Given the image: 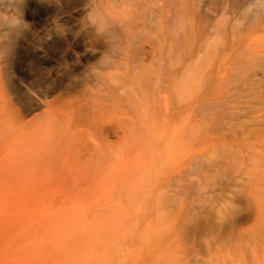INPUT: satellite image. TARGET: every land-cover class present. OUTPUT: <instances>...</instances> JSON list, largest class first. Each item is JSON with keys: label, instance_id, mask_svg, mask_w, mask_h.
Segmentation results:
<instances>
[{"label": "rangeland", "instance_id": "1", "mask_svg": "<svg viewBox=\"0 0 264 264\" xmlns=\"http://www.w3.org/2000/svg\"><path fill=\"white\" fill-rule=\"evenodd\" d=\"M173 1L165 55L109 77L129 80L122 126L88 138L101 158L0 133V264H264V0ZM41 2L76 30L80 0Z\"/></svg>", "mask_w": 264, "mask_h": 264}, {"label": "bare ground", "instance_id": "2", "mask_svg": "<svg viewBox=\"0 0 264 264\" xmlns=\"http://www.w3.org/2000/svg\"><path fill=\"white\" fill-rule=\"evenodd\" d=\"M79 3L81 19L76 30L67 33L36 10L43 6L41 0H0V133L7 149L21 150L53 138V160L101 158L100 145L88 138L109 126H122L111 102L129 80L123 76L110 82L113 70L124 68L136 77L154 55V45L164 55L169 48L173 0ZM142 13L147 20L137 26ZM53 47L55 55L49 53ZM34 67L39 75L32 73ZM158 84L166 100V68Z\"/></svg>", "mask_w": 264, "mask_h": 264}]
</instances>
